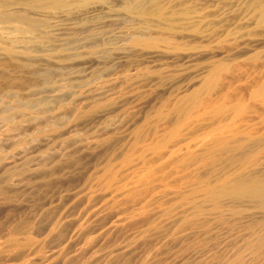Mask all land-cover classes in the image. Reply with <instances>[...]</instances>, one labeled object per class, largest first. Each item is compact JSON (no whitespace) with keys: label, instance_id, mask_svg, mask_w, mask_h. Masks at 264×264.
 <instances>
[{"label":"rangeland","instance_id":"obj_1","mask_svg":"<svg viewBox=\"0 0 264 264\" xmlns=\"http://www.w3.org/2000/svg\"><path fill=\"white\" fill-rule=\"evenodd\" d=\"M0 264H264V0H0Z\"/></svg>","mask_w":264,"mask_h":264},{"label":"bare ground","instance_id":"obj_2","mask_svg":"<svg viewBox=\"0 0 264 264\" xmlns=\"http://www.w3.org/2000/svg\"><path fill=\"white\" fill-rule=\"evenodd\" d=\"M54 25V24H53ZM55 25H57V24H55Z\"/></svg>","mask_w":264,"mask_h":264}]
</instances>
